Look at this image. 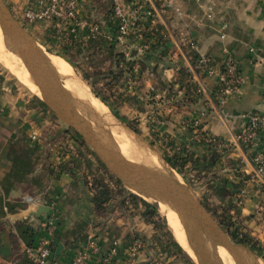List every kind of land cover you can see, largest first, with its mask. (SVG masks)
I'll return each instance as SVG.
<instances>
[{"label":"crops","instance_id":"0c3cea01","mask_svg":"<svg viewBox=\"0 0 264 264\" xmlns=\"http://www.w3.org/2000/svg\"><path fill=\"white\" fill-rule=\"evenodd\" d=\"M6 1L15 11L37 0ZM79 1L83 16L99 22L104 31L102 37L88 41L91 52L103 56L108 50L124 53L134 68L137 95L151 101L146 112L171 142L173 150L169 154L188 157L185 173L212 176L219 185L217 189L226 192L223 202L235 206L246 164L243 154L234 148L232 136L247 124L248 114L264 112V0H124L127 5L138 2L152 8L154 16L143 13L135 31L122 44L114 40L117 27L116 23L112 26L115 21L108 12V0ZM144 44L150 45L148 51L140 50ZM192 44L200 54L212 58L216 72L223 64L225 49L237 60L245 82L227 103L219 97L216 73L209 75L196 66ZM176 67L181 70L176 71ZM198 86L203 87V94L196 93ZM12 91L8 81L0 86V264H30L27 249L31 247L23 232L39 229L35 236L38 245L42 232L45 236V216L38 217L35 212L41 205L53 203L58 216L52 237L54 253L59 243L64 245L57 259L53 253L56 264H70L77 249L89 239H96L99 246L89 264H102V255L114 244L119 246V264H124L138 238L131 236L124 219L99 218L92 203L94 190L71 172L75 170L57 166L63 157L43 155L38 126L29 125V110L12 101ZM193 120L229 147L219 149L199 143L190 124ZM194 160L197 164L189 167ZM247 187L249 196L243 206L237 207L238 217L250 235L264 244V183H248ZM139 264H151L142 250Z\"/></svg>","mask_w":264,"mask_h":264},{"label":"rangeland","instance_id":"374dc122","mask_svg":"<svg viewBox=\"0 0 264 264\" xmlns=\"http://www.w3.org/2000/svg\"><path fill=\"white\" fill-rule=\"evenodd\" d=\"M33 3L34 2L31 4L28 3L20 9L17 7L15 11L13 10L14 12H12L40 43L56 52L55 54L57 56L61 57V59L71 66L74 75L84 87H87L88 92L92 90L93 93L99 95L100 98L106 99L107 104L96 97L99 101V108L101 110L109 114H111L109 108L114 110L121 121L132 130L136 131L141 139L151 144L153 149L161 156L165 157L169 162L168 158L170 157L167 158L166 154L168 153V155H170L169 152L173 150V147L171 142H169L170 140L166 139V135L161 133L158 127H155L156 123L151 118V115H148V112H146L149 106H151L148 104L151 101L146 102L148 100L146 96H144L143 100L137 98V90L134 88L136 84H134L131 74L124 72V66L121 68L123 70L120 71L116 65L114 61L115 52L108 50L104 53L105 56L101 53L97 55V53L91 52L90 45L83 39L85 35H83V38L80 36L77 38L73 35L69 38H63L55 33L51 23H30L23 15V11ZM106 3L107 1L104 2V5ZM108 3V12L110 11L112 14V1L108 0ZM114 23L115 22H112V26ZM0 39L4 40L1 32ZM97 49L100 50L99 44L97 45ZM9 51L13 52L11 50ZM97 52L99 53L100 51L97 50ZM69 61L74 65L75 69ZM26 71L28 73V78L20 81L0 63V86L4 87L6 81L13 85L12 101H15V103L18 101V107L23 105L25 111L29 110L26 118L29 125L33 127L38 126L36 131L43 145L41 150L44 156L52 153L56 157H63L64 159H61V163L57 166L69 171L70 169L75 170L71 172H76L78 177L86 182L87 185L90 184L89 187L93 190L96 188V180H102L115 191L116 197L113 198L110 209L99 212V218L101 220L107 217L115 218V220L118 217L124 219L126 225L129 227L128 231L133 238H138L139 243L142 245L141 250L146 253L148 261H150L151 264H198L196 259L188 254L176 242L166 224L167 219L162 216L163 214L146 200L140 197L134 198L127 195L125 202L122 204L119 203V199H121L120 196L122 195L120 192L122 183L106 169L105 165L98 159L82 138L73 129L64 124L40 100L36 95L38 93L34 92L31 87L36 86L33 84L27 69ZM113 71H116V73H113ZM67 83L73 84L68 78L65 81V88ZM12 117L15 118V115L13 114ZM111 130L115 135H122L120 130H116V132L113 129ZM150 156L154 155L150 153ZM125 157L131 158L128 156ZM133 157L145 158L141 155ZM152 158H154L153 160L157 158L158 165L157 163H155V165L160 169L171 171L166 168L167 166L163 164L158 157L154 156ZM187 158L188 157H186V159ZM182 164L184 167L188 164V161L184 162L181 160V165ZM196 164L197 162L194 160L189 167L195 166ZM163 165L166 167L164 168ZM188 170L191 169L189 168ZM185 172L186 171H183V173L180 174L183 176L186 183L187 181L190 182L193 195L212 214L214 219L220 223L231 240L239 243L238 240L231 236L229 229L221 224V220L228 214L230 208V213L234 215L235 221H240L238 217L239 210L237 209L238 204L235 206L231 204V207L223 202L222 198L227 199L226 192L217 189L219 185L216 183V180L213 181L212 176L209 177L204 175L201 177L196 171H191L192 173ZM183 174L188 177L185 178ZM152 210L155 211V213H152ZM242 226L244 227L245 225L242 224ZM231 229L232 232L236 231L239 237H241L242 228L236 229L232 227ZM254 240L257 241L256 239ZM247 247L251 249L250 246ZM258 258L264 264V261L260 257Z\"/></svg>","mask_w":264,"mask_h":264},{"label":"water","instance_id":"95a60500","mask_svg":"<svg viewBox=\"0 0 264 264\" xmlns=\"http://www.w3.org/2000/svg\"><path fill=\"white\" fill-rule=\"evenodd\" d=\"M0 32L7 48L22 60L28 70L33 84L39 91L36 95L64 124L82 138L123 187L146 200L160 213V203L176 212L188 246L198 264H225L219 254V247L227 251L233 264H258L259 258L254 251L231 240L220 223L193 195L190 182L186 183L183 176L165 157L154 150L151 144L141 139L137 132L121 121L110 108L112 123H108L90 102L80 99L65 88L64 80L68 77L61 75L49 58L50 53L56 52L40 43L23 26L6 0H0ZM73 68L75 69L74 66ZM93 95L100 98L95 93ZM110 124L121 128L133 142L143 147L145 152L151 149L159 160L173 171L160 169L147 160L135 161L125 157L114 142ZM49 211L48 206L41 205L35 215L40 217L43 214L46 218ZM170 232L181 246L175 234L171 230ZM63 249L64 245L59 243L55 249V259L61 255Z\"/></svg>","mask_w":264,"mask_h":264},{"label":"built area","instance_id":"2783aa9c","mask_svg":"<svg viewBox=\"0 0 264 264\" xmlns=\"http://www.w3.org/2000/svg\"><path fill=\"white\" fill-rule=\"evenodd\" d=\"M111 1L112 15L117 27L114 40L117 43H124L127 37L135 31L137 21L143 13L148 17L154 16L153 9L142 3L135 2L132 5H127L124 0ZM23 15L30 23H51L55 33L63 38H69L72 35L78 38L79 34L83 38V35H85L83 39L87 41V44L88 41L97 40L104 35L103 27L99 22L83 16L79 0H37L35 4L24 9ZM106 37L111 38L108 35ZM191 47L196 55V66L209 75H215L216 73L219 97L222 103H227L228 99L240 91L245 82L237 60L225 49L223 64L216 72L212 68V58L200 54L196 45L192 44ZM149 49V44L140 47V50L144 52ZM175 69L176 71L181 70L180 67ZM187 69L188 72L193 70L190 65ZM195 91L198 94L204 93L202 86H198ZM137 98L144 99L140 94L137 95ZM247 117L248 122L244 128L232 136L234 148L243 154V162L246 164L244 173L248 177L244 176V183L239 188L238 206H243L249 196L248 183H264V112H252ZM190 124L195 128L200 142L205 141L219 149L229 147L226 143L205 133L198 120H193ZM48 207L50 209L49 214L42 222V228L46 232L45 236L41 238L36 248L27 249L28 257L33 264H53L54 244L52 237L57 227L58 216L54 203ZM141 248L142 245L135 242L129 248L124 264H139ZM98 251V241L89 239L85 246L77 249L70 264H89L92 256L96 255ZM118 253V244L112 245L108 253L102 255V264H119Z\"/></svg>","mask_w":264,"mask_h":264},{"label":"bare ground","instance_id":"6f19581e","mask_svg":"<svg viewBox=\"0 0 264 264\" xmlns=\"http://www.w3.org/2000/svg\"><path fill=\"white\" fill-rule=\"evenodd\" d=\"M49 58L51 60V63L54 65V67L61 74L66 75L70 79V81H72L73 84L67 83L66 88L71 90L72 93L75 94L80 99L90 102L93 105V107L99 113H101L102 117L108 121V123L110 122L112 123V115L99 108L100 104H99L98 99L93 95L91 91L88 92L87 87L86 86L84 87V85L77 79V77L74 75V71L71 68V66L67 62H65L63 59H61V57L57 56L56 54L50 53ZM0 63L20 81H23L25 80V78H28V73L26 71V67L24 66V63L14 52H10L8 50L7 46L5 45L4 40L2 39H0ZM65 81L66 80H64V84H65ZM31 87L34 92L39 93L37 87H34V86H31ZM110 125H111L110 129H113L115 132L116 130L121 131L122 135H115V133L111 130L114 136V142L116 143V145L118 146V148L120 149L123 155L131 157L129 159L135 160V161L147 160L153 165L157 163V158H155L156 160H153L154 158H152L156 155L151 151V149H147L145 152L144 151L145 149L137 145L135 142H133L121 128L113 124H110ZM150 153H152L154 156H150ZM140 155L145 158L140 157L141 158L140 159L138 157H133V156H140ZM165 167L166 166H164V168ZM166 168L169 170H172L168 166ZM159 209L161 213L163 214V217L167 219L166 224L168 225L170 230L175 234V237L179 241L181 246L195 259L193 252L190 250L188 246L183 226L176 212H174L167 205L162 204V203L159 204ZM218 251L224 263L233 264L232 258L227 253V251H225L221 247L218 248ZM257 261H258V264H263L259 259Z\"/></svg>","mask_w":264,"mask_h":264},{"label":"trees","instance_id":"16d2710c","mask_svg":"<svg viewBox=\"0 0 264 264\" xmlns=\"http://www.w3.org/2000/svg\"><path fill=\"white\" fill-rule=\"evenodd\" d=\"M115 55H116V65L118 66L120 71L123 70L121 68L124 66V68H125L124 72L131 74L132 78L133 77L135 78V76H134L135 72H134V68L132 67V62L125 60L124 53L118 52ZM113 73H116V71H113ZM101 99L107 104L106 99H104V98H101ZM112 111H113V113L115 115H117V113L114 110H112ZM201 142H205V141H201ZM201 142H199V143H201ZM168 159H169V163L179 173H183L185 166L183 167V164L181 165V160L184 161V162L187 161L186 157H184L183 154H176V155H174V156H172V157H170ZM184 177L187 178L188 176L184 175ZM239 190L240 189H238V191L236 192L237 198H238ZM93 192L94 193H93V197H92V203L94 204L96 212L97 213L104 212V211L110 209V205L113 202V198L116 197L115 191H113V189L106 182H104L102 180H96V188H94ZM120 192L122 193V195L120 196L121 199H119V203L120 204L125 202V199H126L127 195H130V196H132L134 198H137L136 195L132 194L130 191H128L126 188H124L123 185L120 186ZM230 210H231V208H230ZM230 210H229L228 214L226 216H224V218L221 220V224L224 227L229 229V233L231 234V236L234 239L238 240V242L241 243V244H245L247 246H250L251 249L256 253V255H258V257H260L264 261V244L260 243L259 241H255L254 238L250 235L246 225L244 227L242 226V224L244 225L243 221L240 219V221L236 220L237 221L236 222L235 219H234L235 217H234V215H231ZM151 212L155 213V211H153V210ZM232 227H235L236 229L242 228L241 237H239V235L237 234L236 231H233V232L231 231ZM39 232H40V230L37 229V228H27V229H25V231L23 232V235H24V237L26 239V242H27V245L29 247H31V248H36L37 247V244L35 242V236L37 234H39ZM42 237H44V232H42ZM40 240H41V236L39 238V241ZM28 263L33 264L30 261ZM53 264H56V262L53 261Z\"/></svg>","mask_w":264,"mask_h":264}]
</instances>
